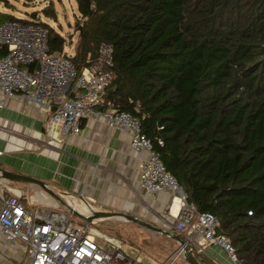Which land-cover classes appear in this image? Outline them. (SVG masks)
Masks as SVG:
<instances>
[{
    "label": "trees",
    "instance_id": "1",
    "mask_svg": "<svg viewBox=\"0 0 264 264\" xmlns=\"http://www.w3.org/2000/svg\"><path fill=\"white\" fill-rule=\"evenodd\" d=\"M76 3L84 19L69 57L79 72L98 61L101 44L114 48L115 79L100 109L139 116L166 168L198 211L218 218L239 261L264 264V0ZM43 11L56 19L54 7ZM24 21L46 25L50 51L66 54L53 26Z\"/></svg>",
    "mask_w": 264,
    "mask_h": 264
},
{
    "label": "built area",
    "instance_id": "2",
    "mask_svg": "<svg viewBox=\"0 0 264 264\" xmlns=\"http://www.w3.org/2000/svg\"><path fill=\"white\" fill-rule=\"evenodd\" d=\"M69 56L72 55L50 51L49 28L42 22L22 19L0 22V93L3 95L0 110L7 98L22 95L46 110L50 136L57 130L60 134H78L87 119L97 117L104 118L111 128L127 130L132 149L137 153L148 152V157L140 163L141 186L151 195L161 191L172 194L168 229L184 237L199 259L209 247L218 245L233 264H242L231 240L218 231V218L211 212L198 211L166 168L152 140L143 133L141 118L114 106L106 111L100 109L115 79L113 46L101 44L98 61L81 72ZM160 143L163 145L161 140ZM62 195L73 197L68 193ZM38 197H47L52 200L50 206L60 208V202L43 190L32 197L31 205L39 201ZM176 199L179 209L174 214ZM27 203L0 171V233L6 242L21 245L20 259H24V264H150L142 255L128 251L118 239L101 242L92 230L94 219H84L78 224L69 219V211L46 212L32 209ZM178 243L177 255L184 257V246ZM0 264L6 262L0 258Z\"/></svg>",
    "mask_w": 264,
    "mask_h": 264
},
{
    "label": "crops",
    "instance_id": "3",
    "mask_svg": "<svg viewBox=\"0 0 264 264\" xmlns=\"http://www.w3.org/2000/svg\"><path fill=\"white\" fill-rule=\"evenodd\" d=\"M48 117L42 106L22 95L6 99L5 107L0 110L1 168L35 177L63 193H70L73 197H68L69 200L73 205L80 202L84 212L92 213L78 196L95 208L123 211L167 228L168 220L172 219L169 212L172 194L161 191L151 195L141 186L140 163L148 157V152L137 153L132 149L127 130L111 128L104 118L97 117L87 119L78 134H60L57 130L50 136L46 129ZM15 183L21 182H11L18 194L39 190L31 183H21L24 188L14 187ZM21 195L27 202L35 196L31 194L29 199ZM42 199L38 197L32 209L55 211L48 204L52 200ZM217 247L212 245L207 249L209 259L214 257L212 250Z\"/></svg>",
    "mask_w": 264,
    "mask_h": 264
},
{
    "label": "rangeland",
    "instance_id": "4",
    "mask_svg": "<svg viewBox=\"0 0 264 264\" xmlns=\"http://www.w3.org/2000/svg\"><path fill=\"white\" fill-rule=\"evenodd\" d=\"M51 7H54L56 11V19L47 16L43 11V9ZM34 13H36V16L32 15ZM11 18L24 20L37 19L53 26L67 39L65 52L69 55L74 53V47L79 36V24L84 19L78 11L76 0H0V22ZM13 185L14 187L21 186L24 188L21 183ZM36 187L39 190H35V192H27L25 190L27 193L21 191L22 193L19 194L27 195L30 199L31 194L36 195L37 191H42V188ZM27 204L33 208L30 200ZM75 205L81 213L89 214V212H84L85 207L80 202ZM51 210L68 212L61 203L60 208ZM101 218L103 220H100ZM69 219L78 224H82L84 221L83 217L70 212ZM94 221L92 230L101 238H99L101 242H104V239H118L126 245L128 251L142 255L144 261L147 263L167 261L168 264H189L183 256L177 255L179 243L173 237L149 231L138 223L125 219L121 220L117 217H99L95 218ZM21 249L20 244L10 241L6 242L4 236L0 233V258L6 264H24V259H20V255H18L22 253ZM212 252L213 254H211L216 259L212 257L206 260L204 264H233L228 254L222 248H214Z\"/></svg>",
    "mask_w": 264,
    "mask_h": 264
},
{
    "label": "water",
    "instance_id": "5",
    "mask_svg": "<svg viewBox=\"0 0 264 264\" xmlns=\"http://www.w3.org/2000/svg\"><path fill=\"white\" fill-rule=\"evenodd\" d=\"M0 171L2 172L3 177L7 178V180H9L10 182L31 183V184H34V185L42 188L52 198L59 201L69 212H72L76 215H79V216H81L84 219H87L89 221H92L93 219L99 218V217H107V216L117 217L120 219H125V220H129V221L138 223L139 225L145 227L148 230L158 232V233H162V234L168 235L170 237H173V238L177 239L181 245L184 246V249H185L184 257H185V260L189 264H203V262L198 258L197 254L195 252H193L186 245L185 241L181 238V236L177 233H174L170 229H168V226H167V228L162 227V226H158V225H155V224L147 221L146 219H144L142 217L135 216V215L123 212V211H111V210H104V209L95 208L83 196H78L80 200H83V202H85L89 207H91L92 214L89 216L84 215V214L80 213L78 210H76L74 207H72V205L68 201V198L62 195L63 192L57 190L56 188L49 185L48 183L43 182V181H41L35 177L25 175V174H21V173H16L13 171H9V170H6V169L1 168V167H0ZM68 195L72 196L70 193H68ZM23 200L26 201L25 198H23Z\"/></svg>",
    "mask_w": 264,
    "mask_h": 264
},
{
    "label": "bare ground",
    "instance_id": "6",
    "mask_svg": "<svg viewBox=\"0 0 264 264\" xmlns=\"http://www.w3.org/2000/svg\"><path fill=\"white\" fill-rule=\"evenodd\" d=\"M68 201H69V203L72 205V207H74L76 210H78L77 209V207L75 206V205H73V203L69 200V198H68ZM178 209H179V199H176L175 200V205L173 206V213L175 214V213H177L178 212ZM79 211V210H78ZM80 212V211H79ZM81 213V212H80ZM74 214V213H73ZM92 213H89V215H91ZM88 215V216H89ZM100 220H103V218H101ZM122 220V219H121ZM150 231V230H149Z\"/></svg>",
    "mask_w": 264,
    "mask_h": 264
}]
</instances>
